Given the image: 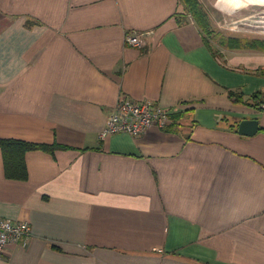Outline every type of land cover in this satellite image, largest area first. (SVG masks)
<instances>
[{
    "label": "crops",
    "instance_id": "obj_1",
    "mask_svg": "<svg viewBox=\"0 0 264 264\" xmlns=\"http://www.w3.org/2000/svg\"><path fill=\"white\" fill-rule=\"evenodd\" d=\"M180 13L0 0V141L61 147L26 152L25 180L0 147V218L31 227L0 264H264V53L219 52ZM121 98L183 117L103 140Z\"/></svg>",
    "mask_w": 264,
    "mask_h": 264
},
{
    "label": "rangeland",
    "instance_id": "obj_2",
    "mask_svg": "<svg viewBox=\"0 0 264 264\" xmlns=\"http://www.w3.org/2000/svg\"><path fill=\"white\" fill-rule=\"evenodd\" d=\"M179 3L183 12L180 14L194 21L190 3L186 0ZM194 3L208 25L207 36L217 51L264 53V0H235V4L230 0H195Z\"/></svg>",
    "mask_w": 264,
    "mask_h": 264
},
{
    "label": "built area",
    "instance_id": "obj_3",
    "mask_svg": "<svg viewBox=\"0 0 264 264\" xmlns=\"http://www.w3.org/2000/svg\"><path fill=\"white\" fill-rule=\"evenodd\" d=\"M125 43L134 47H142L143 45L140 35H127ZM170 114L169 110L154 107L147 102H134L121 98L107 119L100 137L105 140L107 137L118 133L138 137L151 127L165 129L171 123ZM30 236L31 227L29 223L13 222L0 218V261L6 257L9 246L25 247Z\"/></svg>",
    "mask_w": 264,
    "mask_h": 264
},
{
    "label": "trees",
    "instance_id": "obj_4",
    "mask_svg": "<svg viewBox=\"0 0 264 264\" xmlns=\"http://www.w3.org/2000/svg\"><path fill=\"white\" fill-rule=\"evenodd\" d=\"M188 4L190 3L189 7L194 10V21L195 24L201 28L203 31L206 32L208 29V25L202 15H200L199 11L197 10V5L195 0H186ZM256 97V96H255ZM182 113H172L170 114L171 123L166 127L174 128L177 126V123L182 118ZM0 147L3 151V156L5 160L6 171L8 177L14 179H22L25 180L27 173L25 170V165L23 164V155L28 151H44L53 153L56 149L61 148L60 146H46V145H35L25 142H16V141H0ZM19 167L22 169L20 171Z\"/></svg>",
    "mask_w": 264,
    "mask_h": 264
},
{
    "label": "water",
    "instance_id": "obj_5",
    "mask_svg": "<svg viewBox=\"0 0 264 264\" xmlns=\"http://www.w3.org/2000/svg\"><path fill=\"white\" fill-rule=\"evenodd\" d=\"M259 130V122L254 119H244L238 125V134L251 137Z\"/></svg>",
    "mask_w": 264,
    "mask_h": 264
},
{
    "label": "bare ground",
    "instance_id": "obj_6",
    "mask_svg": "<svg viewBox=\"0 0 264 264\" xmlns=\"http://www.w3.org/2000/svg\"><path fill=\"white\" fill-rule=\"evenodd\" d=\"M231 3L235 4V0H230Z\"/></svg>",
    "mask_w": 264,
    "mask_h": 264
}]
</instances>
